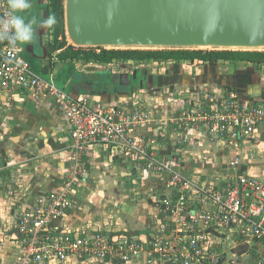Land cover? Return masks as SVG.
I'll return each instance as SVG.
<instances>
[{
	"label": "crops",
	"instance_id": "obj_1",
	"mask_svg": "<svg viewBox=\"0 0 264 264\" xmlns=\"http://www.w3.org/2000/svg\"><path fill=\"white\" fill-rule=\"evenodd\" d=\"M43 44L50 47L47 39ZM14 47L21 50L20 56L35 74L33 61L42 62L40 67L50 74L49 81L62 90L63 85L68 89L72 87L77 77L84 86L94 81L102 84L100 90L83 88L72 92L74 98L86 96L126 111L140 105L151 113L153 124L141 127L138 135L147 136L162 156L178 160L185 177L197 183L222 184L230 177L249 175L264 183V168L253 159L254 155L252 157L254 153L264 156V129L257 139L233 152L197 132L189 134L188 140L183 139L169 125L191 97L188 92L201 88L193 80L203 71L192 69L194 76L189 78L185 77L191 74L186 66L183 67L185 74L182 69L172 67L158 68V71L155 67L152 73L141 69V65L131 68L129 64L133 62L111 65L63 62L58 58L61 51H46L44 58L35 59L24 56L23 43ZM215 69L218 82L207 85L209 89H231L244 99L256 103L264 101V65L231 62ZM103 75L108 79L100 82ZM71 146L70 124L52 100L35 101L29 93L20 89L6 91L0 85V264H12L20 255V237L15 227L17 217L32 209L39 196L59 190L69 178ZM232 158H238L240 166L232 168ZM84 164L86 173L75 191L74 206L64 215V227L89 233L99 231L110 237L127 235L148 240L159 233L162 225L174 222L165 217L160 205V201L171 194L166 181L104 147L86 151ZM193 204L196 210L205 208L197 199H193ZM208 232L218 243L224 264H258L264 259V240L246 241L238 230L210 229ZM166 233L174 236L172 228ZM242 247L247 248V252L239 254ZM72 264L99 263L75 258ZM122 264L164 263L143 258Z\"/></svg>",
	"mask_w": 264,
	"mask_h": 264
},
{
	"label": "built area",
	"instance_id": "obj_2",
	"mask_svg": "<svg viewBox=\"0 0 264 264\" xmlns=\"http://www.w3.org/2000/svg\"><path fill=\"white\" fill-rule=\"evenodd\" d=\"M6 11L7 0H0V17ZM20 53V49L0 40V85L6 91L29 93L35 101L55 103L70 124L72 167L59 190L39 196L32 209L17 217L20 255L12 264H72L75 258L99 264L143 258L164 264H224L210 229L238 230L246 241L264 240L262 181L239 175L214 184L185 177L178 160L162 156L147 136L138 135L141 127L153 124L151 113L140 105L126 111L90 97L74 98L35 74ZM188 93L191 97L186 105L169 123L183 139L197 132L238 152L264 129V101L256 103L238 91L211 90L207 85ZM95 147L107 148L166 181L171 194L160 205L165 217L174 222L162 225L148 240L64 227V215L74 206L75 191L86 173L84 155ZM230 166H240L239 159L232 158ZM193 199L203 202L205 208L196 210ZM169 228L173 237L166 233ZM258 264H264V259Z\"/></svg>",
	"mask_w": 264,
	"mask_h": 264
},
{
	"label": "water",
	"instance_id": "obj_3",
	"mask_svg": "<svg viewBox=\"0 0 264 264\" xmlns=\"http://www.w3.org/2000/svg\"><path fill=\"white\" fill-rule=\"evenodd\" d=\"M76 49L264 51V0H65Z\"/></svg>",
	"mask_w": 264,
	"mask_h": 264
},
{
	"label": "trees",
	"instance_id": "obj_4",
	"mask_svg": "<svg viewBox=\"0 0 264 264\" xmlns=\"http://www.w3.org/2000/svg\"><path fill=\"white\" fill-rule=\"evenodd\" d=\"M47 15L54 16L56 24L49 28L52 30L54 43L50 46L51 52L61 51L58 55L63 62H84L85 64L96 63L100 65H111L115 62L133 63H201L203 74L197 77V85L201 87L216 84L214 75L217 68L225 63L245 62L253 65H264V51H187V50H106V49H76L68 46L65 34V0H49ZM63 41H60V37ZM208 77V78H207ZM247 252L242 247L238 253Z\"/></svg>",
	"mask_w": 264,
	"mask_h": 264
},
{
	"label": "rangeland",
	"instance_id": "obj_5",
	"mask_svg": "<svg viewBox=\"0 0 264 264\" xmlns=\"http://www.w3.org/2000/svg\"><path fill=\"white\" fill-rule=\"evenodd\" d=\"M48 2L49 0H31V3L33 5V7L29 10H27L26 13H22V15L25 16V19H29L32 15H35L37 16L38 20H41V19H44V18H47V6H48ZM35 28V32H36V35H35V38H34V41L32 43H23V46H24V49H25V53H24V56H27V55H30L31 57L33 58H38V59H42L45 57L46 55V51L49 52L51 51L49 45L48 46H43V45H46V44H43V40L47 39L50 41V46L54 43V38H53V31L50 30V29H42L39 27V24L35 25L34 26ZM44 36H46L44 38ZM60 41H63V37L61 36ZM68 44V42H67ZM69 45V44H68ZM206 51V50H205ZM208 51H211V50H208ZM48 54V53H47ZM35 58V59H36ZM33 65H34V68L35 70L37 71V74L39 76H41L42 78H45L46 80H49L50 78V74L47 73V72H44L42 70V68L40 67V64H42V62L39 64L38 61H33ZM182 64H184L182 66ZM131 66V68H135L137 65H141L140 68H144V69H147L148 71H151L152 73L154 72L155 67H157V71H158V68H165V67H172V68H177V69H182V72L185 74L184 71H186L185 69L183 70V67L186 66L187 70H189V73L192 74H185V77H193V73L195 72L194 70L192 69H197L198 71L199 70H203L204 66L199 64V63H196V64H185V63H179V64H176V63H156V62H147V63H141V64H135V63H132V64H129ZM224 66V65H222ZM181 71V70H180ZM143 73L140 71L139 72V75H142ZM201 74H199L200 76ZM198 75H196L194 77V80H193V83L196 84L195 82H197V77H199ZM108 79L107 76L103 75V78L100 77V82H102L104 79ZM81 79L80 77H77L75 79V82L73 83L72 87H69L68 88H65V86L63 85V90L68 93L70 96H74L72 94V92L76 93L78 92L79 90L83 89V88H86V89H95V90H100L102 89V84L100 85L99 83H97L96 81H94L93 83L91 84H87L86 86H84L82 83H81ZM153 93H155L156 91L152 90ZM255 150V149H254ZM255 152H257V150H255ZM254 155V157H253ZM255 153L252 154V157L253 159L255 158V161L262 167L264 168V156L262 158V156L258 155L256 156Z\"/></svg>",
	"mask_w": 264,
	"mask_h": 264
},
{
	"label": "clouds",
	"instance_id": "obj_6",
	"mask_svg": "<svg viewBox=\"0 0 264 264\" xmlns=\"http://www.w3.org/2000/svg\"><path fill=\"white\" fill-rule=\"evenodd\" d=\"M32 7L31 0H7V11L0 17V40L13 46L17 43H32L36 35L35 25L49 29L56 24L54 16L38 20L37 16L32 15L26 20L22 13Z\"/></svg>",
	"mask_w": 264,
	"mask_h": 264
}]
</instances>
